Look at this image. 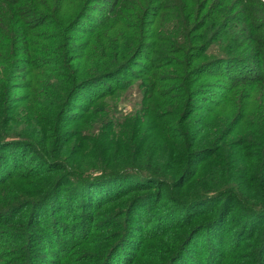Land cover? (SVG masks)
I'll list each match as a JSON object with an SVG mask.
<instances>
[{
  "label": "rangeland",
  "instance_id": "1",
  "mask_svg": "<svg viewBox=\"0 0 264 264\" xmlns=\"http://www.w3.org/2000/svg\"><path fill=\"white\" fill-rule=\"evenodd\" d=\"M229 1L234 4L238 0ZM61 6L59 20L63 28L70 29L76 20L78 0H64ZM125 7L127 11L117 10L97 41L94 36L76 34L78 46L69 54L73 62L66 67L67 73L59 75L60 64L40 54L38 63L44 71L21 82L9 73L12 56L1 54L0 242L7 238L3 235L6 231L39 220L45 230H33L37 234L61 230L57 236L76 243L90 234L84 245L78 242L73 254L97 256L95 247L102 242V247H108L105 254L101 252L107 264H264V93L255 92L247 81L229 82L224 75H216L201 89L207 94L191 102L178 98L176 77L184 83L180 76L184 64L166 62L154 70L158 78L151 79L150 59L154 56L149 49L139 51V43L149 45L157 38H145L142 29L136 30L139 23H146V15L134 17L136 11L144 13L142 8ZM229 15L241 25L236 10ZM161 16L151 24L157 32L154 34L158 35V26L165 27L171 41H177L181 21L165 9ZM258 23L263 25L264 21ZM87 26L88 22L82 21L77 29ZM206 28L197 29L189 39L194 37L197 45L207 41ZM0 29L6 35L4 18H0ZM119 31L134 35V42L129 34L124 36L125 42L119 39ZM72 35L66 32L65 38ZM113 36L118 48L127 44L135 65L106 78L114 75L117 65L112 54L113 67L102 54L106 39ZM53 47L57 49L58 44ZM187 47L188 40L184 42ZM37 48L47 50L48 44L39 39ZM219 50L212 46L200 55L190 53L197 54L202 65ZM169 59L177 56L163 55L164 62ZM212 67L200 75L216 70ZM95 71L112 72L96 78ZM76 76L85 81L65 91L66 78ZM201 83L199 80L193 89ZM184 89L179 90L181 94ZM180 131L190 138L186 152ZM148 160L164 176L159 186H155L153 176L141 170ZM128 171L140 177L150 175L154 185L104 203L117 191L145 182L122 174ZM121 175L125 178L117 179ZM160 186L165 187L166 194L161 195ZM118 216L122 223L119 231L95 232ZM9 217L13 220L2 225L1 221ZM123 231L128 239L120 240L108 256L117 246L111 235L120 236ZM35 243L32 239L28 245L30 264L33 256L29 249ZM43 243L52 251V258L45 262L60 264L55 258L61 246L52 249L49 240ZM161 253L165 255L156 261V254Z\"/></svg>",
  "mask_w": 264,
  "mask_h": 264
},
{
  "label": "trees",
  "instance_id": "2",
  "mask_svg": "<svg viewBox=\"0 0 264 264\" xmlns=\"http://www.w3.org/2000/svg\"><path fill=\"white\" fill-rule=\"evenodd\" d=\"M62 2L64 3V0H0V18L5 19L8 29L6 30V35L5 31L2 33L0 29V59L2 58L1 54L12 56L14 62H12L11 67L8 68L9 73H12L11 77L17 75L19 79L21 78V82H23L26 78H30L35 72L44 71L42 65L38 63V56L40 54H42L43 58H52L60 64L61 73H59V75L67 73L68 68L66 67L73 62V60L69 58V54L71 50L78 46V42H76L75 39L76 34H87V36L92 37V39L94 36L95 39L93 40H98L101 37V33L104 34L107 30L105 28L110 20L115 17L117 10L123 9L127 11L128 9L125 6L126 4H130L135 9L138 10V8H142L144 11V13L140 12V10L136 11L134 17L147 16L146 23H139V26L135 27L136 30L142 29L141 32L145 38H157V42H152L149 45H143L144 43L141 42L139 43V51L149 49V52L154 56L153 59H150L151 66L153 67V74L149 77L151 79L152 77L157 79V73L154 72V70L162 68L163 64L166 62H174L180 65L184 64L183 70L180 71V76L184 83L180 81L179 76L176 77L177 86H175V89L180 96L178 98L191 102L198 96L207 94L206 92L202 93L201 89L206 84H211L208 78L216 75H222V77L224 75L229 82L235 79L247 81L251 83L252 89L255 92L264 93V23L263 25L258 23L264 21V2L261 0H238L234 4H231L229 0H78V8L74 14L76 20L71 25L70 29H68V27L67 29L63 28L62 21H60L58 17ZM218 7L220 8L217 9ZM163 9L167 10L177 21H181L179 24L181 25L180 28L182 32L180 30L177 32L176 37L179 38L177 41H171L173 40L172 37L165 34V27L161 28L158 26V35H155L154 33L156 31L151 28L152 22L156 18H160ZM231 10H236L239 17L241 16V25L236 22V18L229 19ZM53 11L56 14H54ZM39 12H43V14ZM130 15L133 16V11L130 12ZM162 17L163 16H161V18ZM125 19L126 18H122V20ZM82 21H87L88 26L78 31L77 28L80 27ZM203 27H207L205 33L207 34L209 32L208 39L207 41H203L201 43L203 46L199 48L201 44H194V37L191 39H189V37L197 29L200 30ZM66 32H70L73 35L65 38ZM125 34H129L128 37L131 41H133V38H136L131 33L119 31V39H123L124 42L126 39V37H124ZM39 39H42L43 42H47V50H45V48L41 50L37 48ZM187 40L188 47L185 49L184 42ZM191 40L193 41L192 44ZM136 42H138L137 39ZM57 44L58 47L55 49L53 45ZM126 45V43L122 44L118 48L117 43L114 41V36L106 39L102 51L105 62L110 63L113 67V63L111 62L112 56H110L112 54L117 64L116 67L113 68L115 72L114 75H110L106 78L115 77L116 74L129 70L135 65V57L133 58L132 54L128 56L129 47ZM212 46L213 48L217 47L220 49L217 51L219 54L201 65V63H199L200 61H197L198 56L196 55H200L202 52H208ZM107 47L110 49H107ZM190 52L198 53L196 55H191L192 53ZM167 53L172 54V56H177V59H169L164 62L163 55ZM211 66H213L212 68H216V70L210 71L207 75H202L207 77L203 78L200 74H203L202 72ZM230 69H233L235 72L231 73ZM149 70L150 68H148L145 74H147ZM111 72L95 71L94 74H98L96 78H99L102 74L105 75ZM66 79L68 82L66 83L67 88H65V91H70L71 87L85 81V78L77 80V76L72 79L67 77ZM199 80L202 82V85L196 87L197 89H193V87L197 86ZM83 84L82 86L86 85V83ZM153 85L148 86L147 89H151ZM182 89H184V91L181 94L179 90ZM201 98L202 100H209L204 99L205 97ZM178 135L184 147L182 149L186 152L187 143L190 141V138L185 133H182V131H180ZM185 156L187 157V153ZM143 167L144 169L141 168V170L153 176V179L156 180L154 183L157 184L155 186H159L161 184L159 183L160 179L164 178L162 174H159V170L154 169L153 163L150 160L145 162ZM1 173L3 172H0V178L2 176ZM122 174L126 177H130V180H145V182L132 185L124 192L117 191L113 196H108V199L103 201L104 203H109L124 198L125 196H131L132 194H138L139 192L146 191L151 185H154V183L148 179L150 175L140 177L138 173L132 171H128L127 173L123 172ZM123 175L119 176L117 179L122 177L125 178ZM0 181L3 180L0 179ZM160 189L161 195L166 194L167 191L164 186H160ZM160 196L158 200H160ZM135 198L136 197L133 199ZM156 200L157 199L154 198L155 202ZM124 208L126 209L127 207L124 206L123 209ZM117 215L120 216L123 214L119 213ZM119 216L115 217L116 221H110V224L100 227V229H95V232L103 231L109 233L111 230L119 231L122 227L120 221L121 217ZM12 220V217L3 219L1 224L5 226ZM88 220L91 221L92 219L88 218ZM37 222H39V220H35L32 224L23 225L19 230H16L17 228L14 227L12 230L6 231V233L3 234L7 238L10 237V239L6 238L4 241H1L2 243L0 242V264H30L27 252L28 245L32 239L34 242H38L35 243L34 247L29 249L31 252L30 256H33V264H47L45 261L47 259V261H49V258H52V251L46 249L44 246L43 242L45 240H49L52 249H55L58 244L61 246H58L59 255L55 258L58 259V261L61 260L60 264H68L69 262H74V264H107L106 261L103 262L101 252L105 254L108 247H102V242L95 247L97 256L91 254L76 256V254H73L76 251L78 242L79 245H84L85 242L90 240V234L85 235L81 239L83 242H80V239L77 243L72 240L67 241L69 239H61L60 236L56 235L62 234L61 230L52 231L51 235L47 233L37 234L33 230H42L43 232L45 230V224ZM92 222L93 221H91V224H94V222ZM10 226L11 225H8L7 227L11 228L12 226ZM175 226L176 231L180 233L178 225ZM168 228H170V226H164V229ZM117 234L113 233L110 237L113 240H117L115 243L117 246L114 245L115 247H112L108 256L113 250L118 248L120 240L128 239L125 231H123L120 236ZM181 235L182 233H180V236ZM12 238H14L13 241ZM17 238L19 239L16 241ZM58 238H60V240H58ZM54 239L55 242L53 241ZM65 242L69 246L65 245ZM175 242H178V238L175 239ZM42 245L44 247H41ZM159 246L163 247L164 243ZM10 252L11 254H9ZM156 255V261H161L159 259H162L165 253L164 255H162V253Z\"/></svg>",
  "mask_w": 264,
  "mask_h": 264
}]
</instances>
